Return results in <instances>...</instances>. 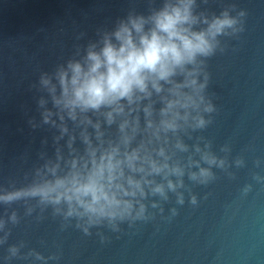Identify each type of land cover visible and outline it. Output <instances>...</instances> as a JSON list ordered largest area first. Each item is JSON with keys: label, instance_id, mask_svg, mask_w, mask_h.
I'll return each mask as SVG.
<instances>
[{"label": "water", "instance_id": "obj_1", "mask_svg": "<svg viewBox=\"0 0 264 264\" xmlns=\"http://www.w3.org/2000/svg\"><path fill=\"white\" fill-rule=\"evenodd\" d=\"M164 3L165 0H0V195L46 181L52 175L50 169L57 164L56 174L65 175L73 159L81 172H87L85 162L91 165L87 145L80 137L82 126L65 114L69 133L56 143L58 128L42 123L44 109H56L50 96L38 90L39 76L70 58L77 45L85 46L98 40L102 32L113 31L118 19L126 18L130 12L147 16ZM230 5L246 11L245 30L238 37L222 38L225 50L207 61V93L217 111L212 114L213 123L193 135L211 140L218 156L225 155L221 146L229 144V162L242 157L244 166L232 164V176L214 169L217 178L208 185H193L185 177L197 196V205L189 203L187 192L182 206L170 194L163 215L167 217L172 207L178 209V215L169 221L158 214L154 220L132 227L125 223L120 232L100 227L91 229L92 234L86 236L74 227V221L62 230L61 218L53 217L50 208L42 212L35 200L11 206L0 204V219L7 221L13 211L20 217L18 225L8 222L0 231L3 235L11 228L7 243L0 245V264H30V260L4 259L7 248L21 241L25 244L21 253L35 249L46 257L53 253L59 256L47 264H264V0H197L195 11L219 15ZM150 26L146 25V30ZM167 87L164 85L165 91L160 94L151 90L152 96L141 102L142 107L153 103L157 123ZM41 95L46 101L43 107L38 105ZM138 114L143 128L144 114ZM88 115L94 123L98 120L101 124L103 147L109 140L118 142V125L124 117L117 116L108 125L104 116L92 112ZM30 119L38 125L36 129L28 123ZM53 119L59 122L57 117ZM87 130L93 146H98L95 130L91 126ZM73 134L76 139L70 149L67 141ZM143 135L146 134L137 136L133 147ZM184 140L189 145L194 143L187 137ZM57 148L62 157L59 160ZM168 150L173 151L170 146ZM190 153L177 152L174 160L186 162ZM27 208L34 209L31 215L25 214ZM39 216L44 219L37 220ZM98 232L103 234L104 242Z\"/></svg>", "mask_w": 264, "mask_h": 264}, {"label": "clouds", "instance_id": "obj_2", "mask_svg": "<svg viewBox=\"0 0 264 264\" xmlns=\"http://www.w3.org/2000/svg\"><path fill=\"white\" fill-rule=\"evenodd\" d=\"M196 8L197 0H165L163 7L152 9L147 16L130 12L126 18L118 19L113 31L102 32L98 40L85 46L77 45L70 58L51 72H41L38 90L50 96L56 109H44L42 123L58 128L56 143L69 133L65 114L82 126L80 137L87 145L91 166L85 162L88 170L83 173L73 159L70 171L61 176L56 174L57 164L50 169L52 175L46 181L9 190L0 195V204L11 206L35 200L42 212L50 208L53 217L61 218L62 230L74 221V227L86 236L92 234L91 229L100 227L120 232L125 223L132 227L138 222L152 221L158 214L169 221L178 215L176 207L169 210L167 217L163 215L170 194L182 206L187 192L189 203L197 205V196L185 177L193 185H208L217 178L214 169L232 176L229 171L232 164L243 167L242 157L229 162V144L221 146L225 155L218 156L212 150L211 140L193 134L208 128L213 123L212 114L217 111L207 93L210 79L207 61L225 50L222 38L238 37L245 30L247 13L237 10L235 5L210 16L197 13ZM149 23L151 26L146 30ZM161 81L168 87L167 95L161 97L163 106L157 123L153 119V103L142 107L141 102L152 96L151 90L157 94L165 91ZM45 103L41 95L38 105L43 107ZM102 109L106 111L101 112ZM140 111L144 114L143 128ZM89 112L104 116L108 125L117 116L124 117L118 125V142L109 140L108 146L103 147L101 124L98 120L94 123ZM28 123L33 129L38 127L33 119ZM88 126L95 130V138L100 142L96 147ZM142 133L146 135L133 147ZM184 137L194 143H185ZM75 139L74 134L68 137L70 149ZM169 146L173 151L168 150ZM177 152L190 153L186 162L174 160ZM196 155L198 159L194 158ZM61 158L57 148V159ZM256 163L259 165L260 161ZM33 210L27 208L25 214L31 215ZM42 219L43 216L37 217ZM8 222L12 226L20 223L15 211L7 221L0 219V231ZM10 235L8 228L0 235V245L6 244ZM97 235L104 242L103 234ZM24 247L23 241L10 245L5 261L19 258L30 260V264L36 261L47 264L59 259L55 253L46 257L35 249L21 253Z\"/></svg>", "mask_w": 264, "mask_h": 264}]
</instances>
